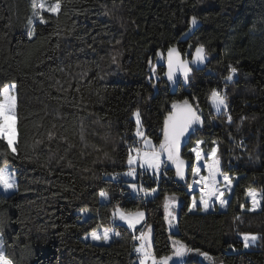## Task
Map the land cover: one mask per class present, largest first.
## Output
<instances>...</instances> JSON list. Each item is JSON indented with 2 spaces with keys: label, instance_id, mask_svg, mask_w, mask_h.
Segmentation results:
<instances>
[{
  "label": "trees",
  "instance_id": "trees-1",
  "mask_svg": "<svg viewBox=\"0 0 264 264\" xmlns=\"http://www.w3.org/2000/svg\"><path fill=\"white\" fill-rule=\"evenodd\" d=\"M30 15V0H0V84H18V156L7 160L19 191L0 197L9 258L16 264H135L133 236L149 226L155 255H170L163 210L165 199L178 195L174 236L180 241L223 264H264V202L249 211L246 195L249 188L264 190V0H62L59 16L45 12L48 23L37 22L32 37ZM192 16L198 24L189 37ZM200 44L205 64L193 65L188 80L171 90L159 55L177 47L192 59ZM231 67L238 71L226 82ZM212 89H226V111H213ZM185 99L204 119L180 148L186 180L164 165L159 179L139 172L137 188L155 189L150 197L132 191L124 174L129 146L139 147L135 111L145 135L160 144L172 103ZM197 140L208 150L217 145L222 171L238 178L227 211L189 210L190 150ZM102 189L110 197L105 203ZM117 205L145 212V224L136 231L122 225L112 216ZM106 227L120 235L108 244L85 241ZM244 232L262 239L246 250Z\"/></svg>",
  "mask_w": 264,
  "mask_h": 264
},
{
  "label": "snow or ice",
  "instance_id": "snow-or-ice-1",
  "mask_svg": "<svg viewBox=\"0 0 264 264\" xmlns=\"http://www.w3.org/2000/svg\"><path fill=\"white\" fill-rule=\"evenodd\" d=\"M31 15L27 20L29 31L28 36L32 37L36 35V24H47L48 20L45 19L44 13H51L56 16L62 11V0H55L54 3L49 4L48 0H30ZM191 24L196 26L198 24V18L196 16L191 17ZM120 43V41H117ZM163 53L161 56L163 57ZM208 58V53L203 44L198 45L195 48V56L192 61L182 60L181 53L175 47H169L167 49V66H168V78L169 80L175 79V72L181 71L184 80H188L189 73L192 68L191 64H203ZM116 58L113 57V62ZM237 68L231 67L227 76L224 77L226 82L233 80V77L237 74ZM57 83H59L57 81ZM62 87V86H61ZM60 90V89H58ZM79 91V89H77ZM209 99L212 106L217 112L226 110L228 108V96L222 90L212 89ZM18 84L16 82H6L0 84V142H2L3 150L0 151V188L4 193L14 194L19 191V183L17 178V172L9 164L7 157L18 156L19 141H18ZM136 118V132L135 136L142 138V144L145 150H141L140 147L130 145L128 148L127 163L129 170L124 174L127 176H135L136 170L132 167L134 164H139L141 168L152 169L158 173L163 163L162 156L166 154L167 160L171 161L175 165L176 176L181 179L185 176V161L180 157V145L181 142L188 136L189 131L195 133L197 126H202L204 121L202 114L189 103L187 99L183 101H176L172 103V111L168 113L164 120L163 126V139L160 141L158 149L152 144L151 140L145 138L144 131L141 128V115L139 109L134 113ZM231 115L228 116V120L231 121ZM243 123V120L241 121ZM55 127V125H53ZM239 130V126L238 129ZM190 139V137H188ZM48 139H53V134H48ZM83 139V136L81 137ZM39 143V141H37ZM203 140H197L195 147L190 151L195 153L197 161L205 160L204 166L208 169L207 176H200L199 181L194 183H200L204 185L201 189V195L199 204L202 205V210L207 211L209 208H215V201H218L221 207H226L229 204V200L225 199V193H231L233 177L229 176L227 172L221 169V159L217 155L218 146L212 147L211 150L202 155L201 145ZM239 145H243V141H238ZM135 153V154H133ZM71 166V165H69ZM200 173V167L192 169V175L198 176ZM119 175V174H117ZM224 183V188L221 189L219 185ZM134 191L143 190L147 194L148 190L138 189L135 184L130 185ZM155 191V189H152ZM247 197L251 200V208L249 211H256L264 202V190L258 191L254 188H249L247 191ZM99 196L105 200L110 199L109 193L105 190L99 192ZM0 203H4L0 200ZM175 204L176 198L168 197L165 199L164 208L166 211L165 219L168 221L169 227L175 226ZM197 207V200L193 197L192 208L190 211ZM243 208L244 205H241ZM83 213L88 214L89 209L83 208ZM113 217H118L123 220L127 225L136 229V225L140 223L145 213L143 211L126 212L117 205L112 212ZM239 219V217H237ZM113 235L119 236V232H115L112 228H103V231L98 229L92 230L88 235L84 237L85 240L91 238L93 241L109 242ZM243 239V247L249 248L255 245L259 239H262L258 234L253 233H240ZM133 239L139 241L137 246H134V251L137 254V261L135 264H188L185 259L190 253L197 252L205 259L212 260L207 252H200L199 249H191L182 241H173V253L172 255H164L157 257L152 245L151 227L149 226L147 232L141 231L138 236H133ZM8 245L6 244L4 233L0 231V264H16V262L9 258ZM176 258V259H174ZM213 264L215 262L213 261Z\"/></svg>",
  "mask_w": 264,
  "mask_h": 264
},
{
  "label": "rangeland",
  "instance_id": "rangeland-1",
  "mask_svg": "<svg viewBox=\"0 0 264 264\" xmlns=\"http://www.w3.org/2000/svg\"><path fill=\"white\" fill-rule=\"evenodd\" d=\"M187 61H192V59H186ZM194 64H191L190 63V67H192ZM181 78L184 80V78H183V74L181 73ZM210 103H211V100H210ZM191 104V103H190ZM192 106L195 108V106L192 104ZM211 106H212V103H211ZM196 109V108H195ZM212 109H213V111L215 112V113H217V114H219V113H221V112H224V111H226V110H222V111H220V112H217L216 110H215V108L212 106ZM197 110V109H196ZM198 111V110H197ZM198 113H200L199 111H198ZM201 114V113H200ZM134 119L136 120V118L134 117ZM202 119H203V116H202ZM203 121H204V119H203ZM203 125H204V123H203ZM203 125L202 126H197V128H202L203 127ZM193 132H191V131H189V133H188V136H186L185 137V139L181 142V145H180V147L184 144V143H186L187 142V140L189 139L188 137H190V135L192 134ZM145 134V133H144ZM145 138H147V139H149V140H151V142H152V144L153 145H155L156 146V148L158 149V147H159V144H156V143H154V141L152 140V139H150L149 137H147L146 135H145ZM138 140H139V147L141 148V150L143 151V150H145V148H144V146H143V144H142V138H139L138 137ZM217 145H215V147H216ZM201 147V149L203 150L202 151V155L203 154H206V153H208L210 150H208V149H206L205 147H204V143L200 146ZM135 154V153H134ZM194 155H195V153H194ZM217 155H218V152H217ZM180 157H181V155H180ZM182 159V158H181ZM162 160H163V163H162V165H161V168L164 166V165H169V166H174L175 167V165L171 162V161H169V160H167V157H166V154L164 155V156H162ZM185 161V160H184ZM204 164H205V160L204 159H202V160H200V161H197L196 160V157H195V160H194V166H193V168H195V167H200V173H199V175L198 176H191V181H190V183H189V185H188V193L192 196V198L194 197V193L195 192H198L199 193V198H196V200H197V207L196 208H194V209H192L191 210V212H196L197 210H198V208H201L202 209V205H200L199 204V200H200V195H201V189L204 187V185H199V187H195V184L196 183H194V181H199V177L200 176H207L208 175V169L204 166ZM132 167H134L135 168V170H136V175L135 176H127V175H124V178H125V180H127V181H129V182H132V184H135L137 187H138V185L136 184V182H137V179L139 178V172L142 170V171H144V172H153V170L152 169H148V168H141L140 166H139V164L137 163V164H134ZM187 175H188V173H187V168H186V162H185V176H184V178L183 179H181L180 177H178L177 176V179L179 180V181H185L186 180V178H187ZM229 175V174H228ZM229 176H231V175H229ZM232 177V176H231ZM237 177H235V178H233V183H232V186H231V188H232V191H231V193H228V192H226L225 193V196H224V198L225 199H228L229 200V204L226 206V207H221L220 206V204H219V202L218 201H215V208H209L207 211H204V212H211V211H227L228 209H229V206H230V203H231V201H232V198H233V194H234V186H235V183H236V181H237ZM131 184V185H132ZM219 187L221 188V189H223L224 188V183L223 182H221V184L219 185ZM131 188V187H130ZM132 189V188H131ZM132 191H134L133 189H132ZM10 195H12V194H8V193H4L3 192V189L2 188H0V197L1 196H5V197H9ZM175 197L176 198V204H175V209H174V211H175V216H176V220H175V226L174 227H169V224H168V221L166 220V223H167V228H168V232L171 234V239H172V243H173V241H180V239L179 238H177L176 236H174L175 234H177L178 233V213H179V209H180V206L182 205V199H181V197L180 196H178V195H172V196H169V197ZM101 200H102V202L103 203H105V202H107L108 200H105V199H103V198H101ZM248 200L251 202V200H250V198L248 197ZM261 207V206H260ZM260 207L256 210V211H258L259 209H260ZM191 208H192V206H191ZM163 212H164V215L166 216V211H165V208H164V210H163ZM145 213V212H144ZM83 217H84V219H88L89 217H91V214L90 213H88V214H85V213H83ZM116 219L122 224V225H124V226H126V227H128L130 230H132V231H136L137 229H139V228H141L144 224H145V222H146V213H145V217H144V219L140 222V223H138L137 225H136V229L134 230V229H132V228H130L128 225H127V223L125 222V221H123V220H120L118 217H116ZM147 230H148V228H145L143 231L144 232H147ZM100 231H103V229H100ZM151 237H152V245H153V233H152V228H151ZM85 241H89V242H92V243H94V244H108L109 242H107V243H105V242H102V241H93V240H91V238L89 237V239H87V240H85ZM184 243V242H183ZM137 244H139V241H137ZM184 244H186V243H184ZM187 245V244H186ZM256 245V244H255ZM255 245H252V246H250L249 248H245L246 250H249L250 248H252V247H254ZM190 248V247H189ZM201 252V251H200ZM172 253H173V251H172ZM172 253L170 254V255H172ZM211 258H212V260L210 261V260H208V259H205L203 256H201L199 253H197V252H192V253H190L185 259L187 260V261H190V260H196V261H201L202 263H204V264H213V261L215 262V264H223V262H221L220 261V259H218L217 257H214V256H211V255H209ZM174 259H176V258H174ZM170 264H171V262H170Z\"/></svg>",
  "mask_w": 264,
  "mask_h": 264
},
{
  "label": "water",
  "instance_id": "water-1",
  "mask_svg": "<svg viewBox=\"0 0 264 264\" xmlns=\"http://www.w3.org/2000/svg\"><path fill=\"white\" fill-rule=\"evenodd\" d=\"M194 29H195V26H193L192 30H190V31L188 32L187 35H188L189 37L192 35ZM175 48H177V47H175ZM177 49H178V48H177ZM178 50H179V49H178ZM179 52H180V50H179ZM180 53H181V52H180ZM166 55H167V53H166ZM166 55L162 57L161 54H160V55H159V62H160L161 65H164V66L166 67L165 79L167 80V82H168V84H169V87L171 88V90H176L177 87H178L179 80L181 79V73H182V72H181V71H176V72H175V79H174V81H173V80H169L168 75H167V73H168V66H167ZM194 56H195V52L193 53L192 60L194 59ZM189 57H190V54H188V55L186 56L187 59H189ZM181 59H182V60H186L185 57H184V55H183L182 53H181ZM204 64H205V62H204L203 64H194V65L200 67V66H203ZM180 148H181V147H180ZM186 168H187V167H186Z\"/></svg>",
  "mask_w": 264,
  "mask_h": 264
},
{
  "label": "built area",
  "instance_id": "built-area-1",
  "mask_svg": "<svg viewBox=\"0 0 264 264\" xmlns=\"http://www.w3.org/2000/svg\"><path fill=\"white\" fill-rule=\"evenodd\" d=\"M217 90H222L223 92L226 91V89H217ZM242 141H243V144H244V140H242ZM165 170H166V166H163L162 168H160V171L158 173H156L154 171L151 172V178H153V179H159L162 176V174L164 173ZM199 185H201V184L200 183H196L195 184V187H199ZM154 192L155 191H147L146 196L150 197ZM127 194H129V193H127Z\"/></svg>",
  "mask_w": 264,
  "mask_h": 264
},
{
  "label": "crops",
  "instance_id": "crops-1",
  "mask_svg": "<svg viewBox=\"0 0 264 264\" xmlns=\"http://www.w3.org/2000/svg\"><path fill=\"white\" fill-rule=\"evenodd\" d=\"M169 166V165H168ZM118 221V220H117Z\"/></svg>",
  "mask_w": 264,
  "mask_h": 264
}]
</instances>
